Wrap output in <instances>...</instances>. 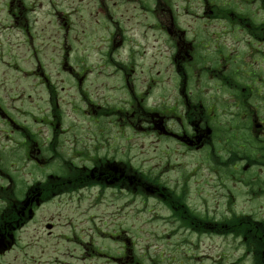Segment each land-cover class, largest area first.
Here are the masks:
<instances>
[{
  "label": "flooded vegetation",
  "instance_id": "obj_1",
  "mask_svg": "<svg viewBox=\"0 0 264 264\" xmlns=\"http://www.w3.org/2000/svg\"><path fill=\"white\" fill-rule=\"evenodd\" d=\"M93 2L103 9L106 2L114 8L118 4L121 12L116 16L114 8H107L111 13L89 23L90 17L80 19L77 9L83 4L76 2L80 4L72 15L50 21L52 29L62 35L57 38L53 32L51 38L56 41L35 43L32 34L28 36L30 55L26 62L31 64L21 72L27 80L33 78L30 87L40 86L47 98L28 101L22 94L10 97L14 104H8L9 98L3 96L0 162L6 153H13L9 169L45 163L48 149L38 142L44 135L49 144L62 140L61 145L75 153L87 149L95 156L84 173L75 165H59L57 169L69 178L56 186L49 178L25 182L9 169L4 172L0 165V190L15 185L8 202L17 204L10 219L0 222V243L30 218L36 202L61 188L90 179L101 187L123 180L120 176L128 165L122 161L123 152L129 151L130 138L141 133L156 141L175 139L209 163L216 156L219 170H214L218 174L224 173L221 163L231 159L234 163L228 168L235 174L245 175L248 168L264 169V0ZM12 3L8 4L12 26L23 31L25 12L42 1ZM73 15H78L80 24L71 19ZM151 29L155 31L147 34ZM147 36L151 37L148 42ZM90 55L100 58L98 65L102 63L105 70L84 66ZM49 67L74 85L77 101L68 104L85 118L82 122L64 126L63 102L54 85L59 79L51 77ZM90 74L94 78L92 89L86 85ZM164 91L169 93L163 95ZM103 126L111 132L110 137H103L99 130ZM70 133L66 139L64 135ZM114 137L123 141L119 150L123 166L111 164ZM162 151L169 153V149ZM79 154L73 158L81 160ZM118 168L120 175L115 174ZM236 183L247 190L254 182L247 178Z\"/></svg>",
  "mask_w": 264,
  "mask_h": 264
},
{
  "label": "rangeland",
  "instance_id": "obj_2",
  "mask_svg": "<svg viewBox=\"0 0 264 264\" xmlns=\"http://www.w3.org/2000/svg\"><path fill=\"white\" fill-rule=\"evenodd\" d=\"M37 1H42L37 3V9L25 12L26 28L21 31L12 26L14 20L8 10V4L13 2L15 6L18 0H0V101L7 95L8 104H14L11 98L22 94L28 101L47 98L40 86L31 88L33 78L27 80L21 72L30 63V60L26 62L30 55V39H27L30 34L35 43L56 41L51 38L53 32L57 38L62 35L56 28L52 29L51 22L76 12L74 8L80 4L76 2L83 4L81 10L77 9L80 19L90 17L89 23L111 13L107 8H114L110 2H106L104 9L96 8L93 0ZM117 7L118 4L114 12L119 16L121 10ZM71 19L80 24L78 15ZM148 31L151 34L155 30ZM150 40L147 36L146 41ZM87 58L84 66L105 70L100 67L102 63L98 65L100 58L96 55ZM15 64L18 69L13 68ZM49 70L51 77L56 75L59 79L54 85L58 99L63 102L60 105L65 115L64 126L72 121L82 122L85 118L68 104L77 101L74 85L63 74L57 75L54 67ZM93 79L90 74L86 83L89 89ZM164 80L170 85L169 80ZM168 93L164 91L163 95ZM166 124L164 119L163 125ZM99 130L103 131V137H110L106 126ZM71 135L64 136L69 139ZM130 139V149L123 156L119 153L123 141L116 137L111 141V164L123 166L119 163L121 156L123 163H128L120 176L123 180L101 187L90 179L74 187H63L50 198L36 202L30 218L0 243V264H253L254 261L264 264V246L262 251L254 247L257 239L264 243L261 234L264 233V169L245 168L247 174H235L228 168L234 163L231 159L221 163L224 173L218 174L214 170H219L216 156L209 163L200 153L178 146L175 139L156 141L148 133ZM38 142L48 149L45 163L9 169L13 153L10 156L6 153L3 163L0 162L3 171H11L25 182L49 178L56 186L63 178H69L57 169L59 165H75L84 173L89 169L88 162L92 163L90 158L95 156L87 149L75 153L61 145L62 140L59 144L54 141L49 144L45 135ZM162 148L169 149V153L160 152ZM76 154L81 160L73 158ZM120 172L118 168L115 174ZM58 174L60 179L56 178ZM247 178L254 182L247 190L234 184L235 180L244 183ZM156 186L170 190L173 198L166 199L165 193L154 191ZM14 188L15 185L0 190V221L14 214L16 202H8ZM177 204L180 207L175 211L181 210L183 214L176 216L169 205ZM48 223L52 224L51 229L46 228ZM182 223L186 224L182 226Z\"/></svg>",
  "mask_w": 264,
  "mask_h": 264
},
{
  "label": "trees",
  "instance_id": "obj_3",
  "mask_svg": "<svg viewBox=\"0 0 264 264\" xmlns=\"http://www.w3.org/2000/svg\"><path fill=\"white\" fill-rule=\"evenodd\" d=\"M260 242L261 243H259L258 240L255 242V246H256L257 249H261L264 246V243L262 241H260Z\"/></svg>",
  "mask_w": 264,
  "mask_h": 264
},
{
  "label": "water",
  "instance_id": "obj_4",
  "mask_svg": "<svg viewBox=\"0 0 264 264\" xmlns=\"http://www.w3.org/2000/svg\"><path fill=\"white\" fill-rule=\"evenodd\" d=\"M49 227V226H48Z\"/></svg>",
  "mask_w": 264,
  "mask_h": 264
}]
</instances>
